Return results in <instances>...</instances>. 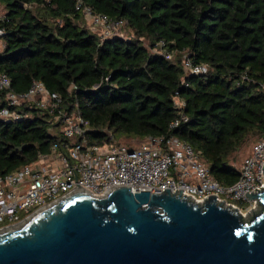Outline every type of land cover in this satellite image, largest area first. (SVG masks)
I'll use <instances>...</instances> for the list:
<instances>
[{
  "label": "trees",
  "instance_id": "1",
  "mask_svg": "<svg viewBox=\"0 0 264 264\" xmlns=\"http://www.w3.org/2000/svg\"><path fill=\"white\" fill-rule=\"evenodd\" d=\"M0 6V74L11 91L23 95L41 83L58 95L60 111L88 122L92 141L175 137L229 187L240 175L231 158L250 139H264V0H0ZM85 8L122 21L131 37L101 40L86 24ZM160 43L170 58L157 53ZM184 54L208 72L186 74ZM176 96L187 121L170 129L180 113ZM9 109L19 118L0 119V177L50 155L61 141L58 110L26 102Z\"/></svg>",
  "mask_w": 264,
  "mask_h": 264
},
{
  "label": "built area",
  "instance_id": "2",
  "mask_svg": "<svg viewBox=\"0 0 264 264\" xmlns=\"http://www.w3.org/2000/svg\"><path fill=\"white\" fill-rule=\"evenodd\" d=\"M84 15L91 27L101 29V40L121 36L122 21L94 14L89 8L84 9ZM158 46L157 53L170 58L162 50L163 43ZM181 65L189 75L201 76L208 72L206 65H195L185 54ZM1 92L5 93L8 105L0 108L3 120L18 119L19 115L9 108L25 102L50 112L58 110L54 121L59 126L61 141L52 146L50 155L40 156L37 162L0 177V233L25 223L34 214L74 193L102 198L121 187L129 188L133 194L162 195L170 190L171 195H180L197 206L215 197L217 205L237 210L240 216L243 211L232 201L248 203L246 209L259 205L257 200L249 201L246 193L264 192V139L258 140L243 160L238 180L232 186L223 187L212 178L199 154L175 137H148L136 148L92 141L88 136V122L78 113L60 111L58 95L48 92L41 83L35 82L26 94L18 95L11 91L8 77L0 74ZM174 107L180 113L170 129L187 121L182 113L184 102L177 96ZM20 212L25 215L22 219Z\"/></svg>",
  "mask_w": 264,
  "mask_h": 264
},
{
  "label": "water",
  "instance_id": "3",
  "mask_svg": "<svg viewBox=\"0 0 264 264\" xmlns=\"http://www.w3.org/2000/svg\"><path fill=\"white\" fill-rule=\"evenodd\" d=\"M166 191L74 193L1 232L0 264H264V192L246 193L262 212L244 224L215 197L197 206Z\"/></svg>",
  "mask_w": 264,
  "mask_h": 264
},
{
  "label": "rangeland",
  "instance_id": "4",
  "mask_svg": "<svg viewBox=\"0 0 264 264\" xmlns=\"http://www.w3.org/2000/svg\"><path fill=\"white\" fill-rule=\"evenodd\" d=\"M4 15V8L2 6H0V18ZM86 24L88 25V27L90 28V30L93 33L96 34H100L101 29L99 28H93L91 27L88 22H86ZM119 33L121 34L122 37H131L128 30L127 29H121L119 31ZM146 46L147 43H145ZM53 133H57V131H54ZM257 138H252L248 141V143L236 154H234V156L231 158V163L232 165L237 168V169H241V165L243 160L250 155L252 147L255 145V143L257 142ZM116 142L127 145V146H131L132 148H136L141 146L144 143V140H138V139H126V138H119L116 140ZM233 204H235L238 208H240L243 211L244 215H248V219L245 221L243 219L244 224H249L254 217L258 216L261 212H262V207L261 205H253V207H249L248 209H246L248 203H243V202H239V201H232ZM25 215L23 213L20 212L19 218L22 219ZM4 224H6V222H4L1 226H3Z\"/></svg>",
  "mask_w": 264,
  "mask_h": 264
},
{
  "label": "bare ground",
  "instance_id": "5",
  "mask_svg": "<svg viewBox=\"0 0 264 264\" xmlns=\"http://www.w3.org/2000/svg\"><path fill=\"white\" fill-rule=\"evenodd\" d=\"M248 215H242L241 216V219H242V221H243V219L246 221L247 219H248ZM27 222V221H26ZM26 222L25 223H23V224H21V225H19V226H17V227H15V228H12V229H10V230H8V231H13V230H15V229H20V228H22L25 224H26ZM6 232V231H5ZM2 233H4V232H2Z\"/></svg>",
  "mask_w": 264,
  "mask_h": 264
}]
</instances>
